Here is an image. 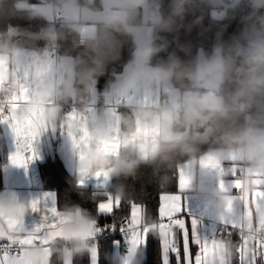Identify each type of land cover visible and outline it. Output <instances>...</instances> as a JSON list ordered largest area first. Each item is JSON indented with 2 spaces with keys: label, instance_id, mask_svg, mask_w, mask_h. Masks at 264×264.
<instances>
[{
  "label": "clouds",
  "instance_id": "9594fccd",
  "mask_svg": "<svg viewBox=\"0 0 264 264\" xmlns=\"http://www.w3.org/2000/svg\"><path fill=\"white\" fill-rule=\"evenodd\" d=\"M88 3L90 0H84L85 5ZM130 3L138 8L144 0H130ZM194 3L195 0H171L172 10L161 30L177 32L186 27L191 31L203 19L195 17L185 26L189 5ZM73 5L82 7L81 0H73ZM133 15L129 12L121 27ZM226 19L235 20L240 28L229 42L217 41L219 51L197 56L190 66L171 54L166 62L149 68L152 55L169 45L166 38H161V44L134 54L132 62L137 70L129 73L118 89L121 94H127L137 87L141 77L155 86L175 80L181 87L190 86L194 90L188 98L174 96L166 104L133 107L130 115L114 116L113 109L104 108L91 116L81 113L69 122L67 143L75 154L74 168L80 177L98 173L130 176L141 163H163L177 152L195 161L201 145H209V152L217 156L234 153L252 168L264 170V0H237ZM48 38L54 40L55 36L50 34ZM174 42L181 50H190V46L181 45L178 39ZM17 51L0 45V60L14 62ZM92 51L91 64L77 61L75 65L76 85L63 77L42 85L24 105L23 112L42 110V120L50 127L61 111L60 103L54 98L76 95L83 99L91 94L105 61L117 49L112 39L102 34L93 43ZM59 71L57 67L46 74L51 77ZM8 76L7 83L0 86V93L5 96L20 89L12 73ZM115 90L113 84L105 89ZM151 94L152 88L145 89V95ZM186 129H191L187 135ZM27 211L28 203L23 197L12 190H0V216L22 218ZM94 219L87 210L75 206L61 211L58 235L63 238V244L55 250L58 264L87 252ZM25 256L30 264H49L48 255L38 246L26 251Z\"/></svg>",
  "mask_w": 264,
  "mask_h": 264
},
{
  "label": "crops",
  "instance_id": "0c3cea01",
  "mask_svg": "<svg viewBox=\"0 0 264 264\" xmlns=\"http://www.w3.org/2000/svg\"><path fill=\"white\" fill-rule=\"evenodd\" d=\"M24 6L31 8L47 19L57 21L66 20L74 24V26L87 38H92L95 35L96 22L106 20H125L127 18L128 9L133 7L130 0H102V8L94 9L88 5L82 4V7L76 8L73 1L64 3L61 9L56 10L48 0L35 1L20 0ZM144 22L141 24H130L129 31L134 36L136 41L135 53L137 54L141 49L151 48L152 37V23L159 19V15L150 6L149 0H144L142 5ZM15 33L18 30H14ZM18 51L15 54L14 62L5 63L0 60V86L5 81H8L9 73H12V79L20 83L19 92H14L12 98V115L5 117L8 119L20 118L28 121L32 125V130L39 137L34 142V148L38 153L37 157L33 159L27 166L9 165V153L15 151V135L7 123H0V136L6 141L5 163L3 166V184L4 187L0 190H12L18 196L23 197L28 203V211L22 218L15 216H0L6 219L22 220L23 227L26 230H32L42 222L41 211H33L30 206V201L33 199L41 200L42 206H51V199H42L46 193H53L55 196V203L57 206L56 192L51 189L43 187L42 177L40 173V163L47 158L59 159L65 169L76 177L77 182L85 179L83 187H91L96 190L104 191L110 194L113 198H118L121 201V195L109 191L112 184V179L116 174H107V180L101 176L80 177L75 171V154L72 152L67 143L70 135L69 122L75 119L80 114L71 112L66 104L62 102H72L78 98L76 95L69 96L67 99L54 98L55 102L60 103V116L52 125L45 126L42 120V110H32L28 113L23 112L24 105L31 99L34 92L42 85L52 81H57L60 77L70 80L75 85L76 73L73 59L70 55L54 51H39L35 48H15ZM133 59V58H132ZM132 59L127 62L123 70L118 74L113 81L116 90L113 92H106L104 98L106 102L111 101L115 104L113 115L131 114V108L137 106H151L153 104H166L170 97L179 96L181 98H188L191 96L193 89L181 90L173 81L155 86L151 81L141 77L138 81L137 87L127 94L119 92V86L125 77L137 69L135 68ZM155 65L149 64L151 68ZM59 67L58 75L49 77L46 73ZM152 88L150 96L145 95V89ZM98 91L96 87L88 99L95 103L98 99ZM122 101L126 103L121 104ZM104 108L93 105L90 107V114L95 115L103 111ZM61 130L62 133L58 134ZM191 129L184 130V134H189ZM119 151V145L116 146ZM183 172L188 178V184L181 188L178 181L179 191L173 193H166L164 195H177L180 197L178 203L183 207V216L187 219L188 229L191 231L192 220L196 221L195 234L200 236L202 242H207L212 255L210 257L211 264H232L230 242L217 234V228L220 224H235L238 227L244 226L247 229L259 230L260 226L264 224V201L257 204L255 193L258 191V183L261 180V175L264 170L254 169L242 157L234 153H224L219 156L206 151L204 154L196 158L195 161L191 159L182 162L179 165V174ZM232 185H238V191L232 188ZM163 196V195H162ZM239 198V199H238ZM231 212L228 209L233 205ZM162 204V197L160 207ZM140 208V212L136 214L135 223L138 227L132 228L133 231L140 233V241L142 242L137 249L129 252L125 247L130 248L128 242L129 233L125 230L122 239H116L113 245V264H140L144 249L145 238L144 234L158 231L161 233L164 228L160 219L155 222H146L144 216V208L140 204H136ZM58 207V206H57ZM159 207V208H160ZM58 207V214L61 220V211ZM131 227V226H130ZM58 235V227L56 229ZM99 231L98 226L93 225V235L91 239ZM13 239H19L20 234L15 232H7ZM147 236V235H146ZM59 239L53 237L47 245L39 243H30L24 246L21 255L27 264H30L25 256L26 251L33 247H39L43 250L49 259H51V244L58 241H63V238L58 235ZM260 241H264V237H258ZM162 242V241H161ZM254 242L247 243L246 253L251 254ZM95 242L89 243L88 249L92 253L96 249ZM241 249V248H240ZM241 254V253H240ZM181 253V257H182ZM72 261V257L64 259ZM262 262L258 261V264ZM171 264H178V258L173 255L171 257Z\"/></svg>",
  "mask_w": 264,
  "mask_h": 264
},
{
  "label": "trees",
  "instance_id": "16d2710c",
  "mask_svg": "<svg viewBox=\"0 0 264 264\" xmlns=\"http://www.w3.org/2000/svg\"><path fill=\"white\" fill-rule=\"evenodd\" d=\"M19 1L0 0V45H8L13 48H35L39 51L50 52L59 47L58 52L70 55L75 66L77 61L87 64L92 63L94 57L92 45L98 36L106 34L112 39L117 52L105 61L102 72L95 82L94 87H96L99 96L106 93V87L113 83L125 64L134 56L136 41L128 26L144 22L142 6L128 9V14L133 12L134 15L131 17L130 22L124 23L122 27L121 22L127 20L128 14L125 20L96 22L95 35L92 38H87L73 23L66 20H49L34 9L20 7L18 5ZM228 1L230 4L226 8L225 15L222 18H217L212 14L214 5L210 0H195L194 4L189 5L190 11L184 19V24L187 26L195 17H203L202 21L193 27L191 31H188L185 27L177 32H165L161 30L160 26L170 16L172 10L171 0H149L150 6L159 15V19L152 23L151 47L161 44V38H166L169 41V45L165 50L152 55L150 63L155 66L159 65L166 62L169 55L174 54L185 66H190L193 60L200 55V52L204 56L214 54L217 41L229 42L230 37L237 33L240 28L235 20L226 19L237 3V0ZM82 4H84V0H81ZM86 5L94 9H101L103 6L102 0H90V3ZM225 25L226 28L223 27ZM14 30H18V32L15 33ZM50 34L55 36L54 40L48 38ZM175 39H178L181 45L190 46V50H181L174 42ZM75 73L76 85V67ZM173 82L181 90L191 89L190 86L181 87L175 80ZM77 89H79L78 85ZM88 96L83 99H87ZM209 147V145H201L196 158L208 151ZM5 152L6 141L0 136V189L4 187ZM189 159V156L177 152L173 154L171 160L163 163H141L130 176L116 174L112 179L109 191L121 195V205L120 209L111 216L106 213L97 214L95 211L96 202L104 200L106 193L91 187L80 186L76 177L65 169L59 159L47 158L41 161L39 168L43 187L56 192L57 206L60 209L75 206L78 209L87 210L95 218L94 222L97 226L108 227L107 231L101 233L98 231V238L90 240V245L95 242L97 246L98 241L99 264H113L114 241L122 239L123 233L112 232L110 227L112 226L114 230L121 229L133 203L143 206L146 222L158 221L161 197L166 193L179 191V165ZM228 242H230L232 264H239L240 234L234 232L229 237ZM62 244L63 241L51 244L50 264H58L55 250ZM161 249L160 233L158 231L149 232L144 242L140 264H161ZM72 262L73 264H90V250L88 249L83 255L72 257Z\"/></svg>",
  "mask_w": 264,
  "mask_h": 264
},
{
  "label": "snow or ice",
  "instance_id": "6c2138e0",
  "mask_svg": "<svg viewBox=\"0 0 264 264\" xmlns=\"http://www.w3.org/2000/svg\"><path fill=\"white\" fill-rule=\"evenodd\" d=\"M0 123H7L15 135V151L9 153V165L23 166L27 168L28 164L37 157L38 153L34 148V142L39 139L32 130V125L23 119H8L0 115ZM258 183V191L255 193L257 204L264 201V174ZM103 176L107 180L106 173H98L96 178ZM86 179V178H85ZM85 179L78 184L83 185ZM188 184V178L181 171L179 174V185L184 188ZM232 188L238 191V185H232ZM51 199V206L43 205L41 200L33 199L30 206L33 211H41L42 222L32 230H26L23 227L22 220L6 219L0 217V264H27L20 254L25 245L30 243H39L47 245L51 238L56 237L57 227L61 220L58 214V207L55 203L53 193H46L42 199ZM239 199V198H238ZM177 195H163L162 204L159 208V219L164 228L161 233L162 249L161 264H171V257L175 255L178 258V264H211L210 257L212 250L209 249L207 242H202L200 236L195 234L196 221L192 220V230L188 229L187 219L183 216V207L178 201ZM121 201L118 198L111 197L106 193L104 200L96 202L95 211L97 214L114 215L120 209ZM233 205L228 209L231 212ZM140 212L138 205L133 203L129 210L128 217L121 227V231L129 233L128 242L130 244L129 252L137 249L140 244V233L132 230L138 227L135 223L136 214ZM131 226V227H130ZM99 233L107 231V226H100ZM238 226L229 224V232ZM7 232L19 233V239H13ZM147 234H144L143 238ZM247 241L240 249L239 264H258V261L264 264V241L254 238V246L251 254L246 253ZM181 253L183 254L181 257ZM65 264H73L72 261H66ZM90 264H99V244L97 241L96 249L90 253ZM123 264H127L123 261Z\"/></svg>",
  "mask_w": 264,
  "mask_h": 264
},
{
  "label": "built area",
  "instance_id": "2783aa9c",
  "mask_svg": "<svg viewBox=\"0 0 264 264\" xmlns=\"http://www.w3.org/2000/svg\"><path fill=\"white\" fill-rule=\"evenodd\" d=\"M66 0H49V2L53 6L62 5ZM58 48L54 51V54H58ZM7 81H5L4 84H6ZM13 94L10 96H5L2 93H0V115L3 117H11L12 115V98ZM126 102L122 101L121 104L124 105ZM61 104H66L68 109L71 112H76L81 115L83 113L85 116H89L90 114V107L93 105L99 106L101 108H111L114 107L115 104L113 102V99L111 101L106 102L104 95H100L95 103L91 102L88 98L87 99H78L72 102H62ZM62 131L59 130L58 134H61ZM110 230L112 232H121L124 233L125 231L120 230H114L113 227H110ZM234 232H238L240 234V248L244 245V241H247L248 243L254 242V238L258 237H264V224L260 226L259 230H252L247 229L244 226H239L236 229H232L231 232H229V225L228 224H220L217 228V234L219 236H222L224 239H228ZM98 238V232H96V235L92 239ZM91 239V240H92ZM127 250L129 247H125ZM21 254V253H20Z\"/></svg>",
  "mask_w": 264,
  "mask_h": 264
},
{
  "label": "rangeland",
  "instance_id": "374dc122",
  "mask_svg": "<svg viewBox=\"0 0 264 264\" xmlns=\"http://www.w3.org/2000/svg\"><path fill=\"white\" fill-rule=\"evenodd\" d=\"M70 1H73V0H66L64 3H68ZM29 2H31V1H29ZM210 2L214 5V7H212V14H213V16H215L217 18H222L225 15L226 8L230 4V2L228 0H210ZM22 3H24V2L19 1L18 5L24 6ZM64 3L61 6L57 5L56 10L61 9V7L64 6ZM217 51H219V49L215 48V52H217ZM199 56H204V55L202 54V52H200Z\"/></svg>",
  "mask_w": 264,
  "mask_h": 264
}]
</instances>
